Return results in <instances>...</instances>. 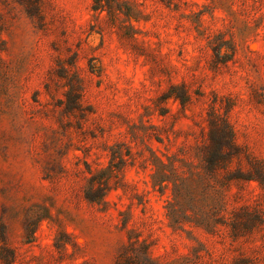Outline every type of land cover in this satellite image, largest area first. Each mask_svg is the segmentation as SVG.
Returning <instances> with one entry per match:
<instances>
[{
	"label": "rangeland",
	"instance_id": "1",
	"mask_svg": "<svg viewBox=\"0 0 264 264\" xmlns=\"http://www.w3.org/2000/svg\"><path fill=\"white\" fill-rule=\"evenodd\" d=\"M95 5L0 0V264H264V0ZM213 113L226 222L173 225Z\"/></svg>",
	"mask_w": 264,
	"mask_h": 264
},
{
	"label": "trees",
	"instance_id": "2",
	"mask_svg": "<svg viewBox=\"0 0 264 264\" xmlns=\"http://www.w3.org/2000/svg\"><path fill=\"white\" fill-rule=\"evenodd\" d=\"M114 0H96V8L111 7ZM208 141L201 146L199 163L176 159L166 162L158 158L152 175L154 186L171 190L167 215L173 225L193 223L209 231L225 223L227 212L226 188L233 177H220L237 154L233 129L220 114L213 113Z\"/></svg>",
	"mask_w": 264,
	"mask_h": 264
}]
</instances>
